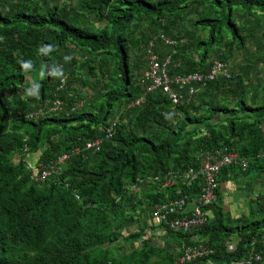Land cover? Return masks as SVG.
<instances>
[{"label": "trees", "instance_id": "1", "mask_svg": "<svg viewBox=\"0 0 264 264\" xmlns=\"http://www.w3.org/2000/svg\"><path fill=\"white\" fill-rule=\"evenodd\" d=\"M151 54L170 58L171 77L206 76L216 62L230 76L174 82L175 104L161 85L148 89ZM57 99V111L26 116ZM110 128L98 151L60 175L36 180L27 168L29 154L47 162ZM263 143L264 0H0V264H176L177 247L200 243L208 254L185 264H233L254 252L264 264V184L248 215L226 218L214 202L203 226L157 238L148 217L158 188L139 181L170 166L198 169L203 153L225 146L249 164L225 166L220 182L264 181L254 159ZM201 185L169 188L194 195Z\"/></svg>", "mask_w": 264, "mask_h": 264}, {"label": "built area", "instance_id": "2", "mask_svg": "<svg viewBox=\"0 0 264 264\" xmlns=\"http://www.w3.org/2000/svg\"><path fill=\"white\" fill-rule=\"evenodd\" d=\"M162 41L171 45L174 44V40L164 35H161ZM171 60L166 57L162 62L158 61L157 55L151 54L149 56L147 70L144 72V79H153V83L149 85V90L161 85L163 90L169 94L172 101L178 104L182 101V95L179 92L172 90V84L175 82L180 84L181 87L191 84L193 81H201L205 79H213L217 72L227 73V69H224L222 63L216 62L213 71L209 75H202L199 72H193L186 76L171 77L168 74V65ZM145 68V69H146ZM193 92V89H191ZM142 99H136L133 105L140 104ZM61 100L57 99L52 105H48V108L44 111L38 110L28 113L26 116L36 119L38 115H48L52 111H57L61 108ZM115 124V123H114ZM112 128L109 129L111 135ZM93 143H89L88 146H93ZM79 151L78 148L74 150L75 153ZM71 156V153H64L55 161L49 164H41L35 169V179H44L50 175L55 169L56 165L64 164ZM264 159V153H262ZM199 168L195 169L189 167L183 174L169 171L165 176V185L175 184V177H181L188 183L194 182L199 177L202 179L201 190L198 195L193 197L191 201H187L185 198H176L165 204H158L153 212V217L158 224H162L172 230H181L183 232H189L198 226L205 224L208 221V214L205 212V207L212 204L217 198V189L219 187L218 175L225 165L236 164L242 166L244 169L247 166V161L240 158L237 151H231L229 147L217 148L212 152H205L198 158ZM208 249L200 247H183V253L178 257L177 262L182 264L193 258L208 254ZM256 258L259 259L260 255L256 254Z\"/></svg>", "mask_w": 264, "mask_h": 264}, {"label": "clouds", "instance_id": "3", "mask_svg": "<svg viewBox=\"0 0 264 264\" xmlns=\"http://www.w3.org/2000/svg\"><path fill=\"white\" fill-rule=\"evenodd\" d=\"M227 69V68H226ZM196 72H199V71H196ZM226 76H230V73H228V75H226ZM31 78H30V76H26V80H30ZM62 81H64V79H62ZM60 85H63V84H60ZM32 112H35V110L34 111H32ZM28 113H31V112H28ZM27 113V114H28ZM41 115V114H40ZM30 118V117H29ZM32 119H34V118H32ZM111 135L109 134V131H108V133H106L104 136H102V137H98V138H96V139H93V140H89V141H87L86 142V144H85V146H83V147H81V146H76V147H74V148H72L71 150H69V151H66V152H64V153H71V156L67 159V161L64 163V164H62V165H56V169L50 174V175H48L46 178H44V179H36V180H47L48 178H50V177H52L53 175H60L61 174V172H62V170L64 169V167L67 165V163H69V162H71V161H73L74 160V158L75 157H78V156H80V155H82L81 153L84 151H91V150H93L94 152H96V151H98L99 149H100V147H101V145H102V143H103V141H104V139H108V138H110L111 136H112V134H113V129L111 130ZM89 143H93L94 145L93 146H88V144ZM76 148H78L79 149V151L77 152V153H75L74 152V150L76 149ZM28 149L27 148H25V151H27ZM231 151H235L234 149H230ZM40 152L41 151H38V152H36V153H33V154H29L28 155V166H27V168L30 170V171H32V177L34 176V178H35V169H36V167H39L41 164H49V163H51V162H53V161H55L56 159H58L62 154H64V153H62L61 155H59L57 158H54V159H52V160H50V161H47V162H42V161H40ZM262 153H264V143H263V147H262V150L256 155V157H254V159L257 161V159H259V161L263 164V166H264V159H263V157H262ZM204 154V153H203ZM202 154V155H203ZM35 156H37V159L35 160L34 159V157ZM201 157V156H200ZM199 157V158H200ZM249 164V162H247V165ZM230 165H236V164H230ZM230 165H225V166H230ZM225 166H223L222 167V169L225 167ZM191 167V166H190ZM189 168V167H188ZM187 168V169H188ZM186 169V170H187ZM222 169H221V171H220V173H219V175H218V179H219V177H220V174H221V172H222ZM186 170H183V171H177V170H175L172 166H170V169L168 170V172L169 171H175V172H178V173H181V174H183ZM167 172V173H168ZM167 173H165V176L167 175ZM165 176L164 177H161L160 175H154V176H149L148 178H147V180L146 179H139V181L140 182H145V181H151V182H154V183H156V186H157V188H158V193H159V198H160V200L159 201H157L151 208H150V224H151V222L155 225V228H157L158 229V235L160 234V233H162L163 231L166 233V228H168V227H165L164 225H162V224H158L156 221H155V219H154V217H153V212H154V210H155V208H156V206L158 205V204H165L166 202H170V201H172V200H174V199H176V198H185L188 202L189 201H191L192 199H193V197H195L196 195H198V194H191V193H189V192H183V187L182 188H180V187H178L175 191H172V190H170L171 188H169V187H176L177 186V183H178V180L179 179H182L183 180V182H184V184L186 185V186H188V185H190L191 183H188L186 180H184L183 178H181V177H178L177 176V178L175 177V184H173V185H170V186H168V185H165ZM261 178V177H260ZM258 178H255V180H257ZM263 181V180H262ZM218 182H219V187H218V189H217V198H216V200L214 201V202H218L219 201V203H222V199H221V194H220V196H219V198H218V191L220 190V186H221V182L218 180ZM193 183V182H192ZM70 184V182H68V181H66V185L68 186ZM263 184H264V181H263ZM262 189H263V185H262V188H259V189H257V188H255L254 189V191H253V195H257L258 193H260L261 191H262ZM76 197L77 198H80L79 197V195L78 194H76ZM251 199H253V198H251ZM251 199H250V206L247 208L248 210L247 211H245V209H244V211L243 212H241L239 215H238V217H233V218H239V217H243V216H245V215H248L249 214V212H250V208H251ZM213 202V203H214ZM212 203V204H213ZM212 204H210V205H212ZM210 205H208L207 207H205V212H207V214H208V220L212 217V211L210 210V209H208V207L210 206ZM147 214V213H146ZM146 214H144V216L143 217H145L146 218ZM144 218V219H145ZM208 222V221H207ZM206 222V223H207ZM205 223V224H206ZM149 224V225H150ZM204 225V224H203ZM203 225H201V226H203ZM201 226H198V227H196L195 229H193L192 231H194V230H196L197 228H199V227H201ZM174 231H176V232H183V231H181V230H174ZM192 231H189V232H186V233H191ZM185 233V232H184ZM232 240H233V243H230L229 245H228V247L229 248H234L236 245H234V244H236V242H237V240H239V238H238V236L237 235H232L231 237H230ZM200 246H203V245H201V243L200 244H198V245H183L181 248H179V247H177L176 249H175V252L177 253V256H176V259H175V261H176V264H179L178 262H177V260H178V257L180 256V254L181 253H183V247H191V248H194V247H200ZM203 247H205V248H207L206 246H203ZM208 249V248H207ZM256 254H258V255H260V258L259 259H257L256 258ZM196 258H198V257H196ZM196 258H193V259H191V260H189V261H186V262H190V261H192V260H194V259H196ZM263 260V256L261 255V254H259V253H256V252H254V253H250L248 256H246V257H243L242 258V260L241 261H239V262H234L233 264H254L255 262H259V261H262ZM186 262H184V263H182V264H185Z\"/></svg>", "mask_w": 264, "mask_h": 264}, {"label": "crops", "instance_id": "4", "mask_svg": "<svg viewBox=\"0 0 264 264\" xmlns=\"http://www.w3.org/2000/svg\"><path fill=\"white\" fill-rule=\"evenodd\" d=\"M233 176H229L228 180H224V182H221L220 186V193H221V199L222 205L224 207V214L231 217H238V215L244 211L245 208H248L250 206V202L246 201L242 198V194L240 193L241 188H247L249 189L250 194H253V191L255 188L259 189L262 188L263 181L260 177H258L257 180H254V185L249 186L250 182H246L247 187H241L235 185V181L238 177L232 178ZM148 223L150 224V216L148 217ZM157 238L161 236L162 233H165L164 231L158 235V229H155ZM167 239V238H166ZM168 240V239H167ZM170 242L174 243V239L171 236L169 239Z\"/></svg>", "mask_w": 264, "mask_h": 264}, {"label": "rangeland", "instance_id": "5", "mask_svg": "<svg viewBox=\"0 0 264 264\" xmlns=\"http://www.w3.org/2000/svg\"><path fill=\"white\" fill-rule=\"evenodd\" d=\"M131 63H133V61H131ZM114 109H116V106H114ZM34 159L36 160L37 159V156H35ZM254 174L257 175L256 172ZM254 180H255L254 176H252V179H250V177L249 178H246V176L242 174L241 176H239L237 178V181H235V185L241 186V187H247L246 186V182H250L249 186H253L254 185V182H253ZM240 193L242 194V198L244 200H246V201H250L251 198L254 199L256 197L255 195L250 194L249 189H247V188H241L240 189ZM247 210L248 209L246 208L245 211H247ZM225 217L226 218L227 217L228 218H231V216H227V214L225 215Z\"/></svg>", "mask_w": 264, "mask_h": 264}, {"label": "water", "instance_id": "6", "mask_svg": "<svg viewBox=\"0 0 264 264\" xmlns=\"http://www.w3.org/2000/svg\"><path fill=\"white\" fill-rule=\"evenodd\" d=\"M167 107H175V104L172 103V102H171V103H168V104H167Z\"/></svg>", "mask_w": 264, "mask_h": 264}]
</instances>
